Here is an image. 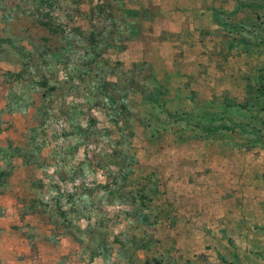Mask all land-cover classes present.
Returning a JSON list of instances; mask_svg holds the SVG:
<instances>
[{
  "label": "rangeland",
  "instance_id": "obj_1",
  "mask_svg": "<svg viewBox=\"0 0 264 264\" xmlns=\"http://www.w3.org/2000/svg\"><path fill=\"white\" fill-rule=\"evenodd\" d=\"M227 1L231 9L238 6L235 12L221 10ZM153 2L0 0V60L7 64L0 63V87L12 111L29 106L18 117L16 142H23L20 154L33 166L30 206L57 225L49 237L54 245L60 241L55 237L64 239L52 264L92 258L98 264H187L167 228L172 218L161 172L166 179L175 157L188 152L173 150L174 140L201 139L175 125L172 112L191 120L188 111L205 110L204 103L190 108L161 97L156 108L143 102L136 90L153 87L152 78L165 90L168 85L159 83L148 63L118 57L122 42L148 31L141 18L154 14ZM202 2L204 10L190 24L202 40L213 38L196 71L218 80L216 89L223 92V99L205 103L206 112L222 105L225 121L251 124L264 137V108L252 105L259 97L252 89L264 72V0ZM226 100L239 108L225 109ZM12 124L0 120V131ZM248 136L228 131L216 138ZM24 234L43 236L39 228ZM200 256V264H211Z\"/></svg>",
  "mask_w": 264,
  "mask_h": 264
},
{
  "label": "crops",
  "instance_id": "obj_2",
  "mask_svg": "<svg viewBox=\"0 0 264 264\" xmlns=\"http://www.w3.org/2000/svg\"><path fill=\"white\" fill-rule=\"evenodd\" d=\"M152 1L156 5L151 7L154 14L141 18L148 31L134 33L133 38L122 42L118 57H129V63H148L159 83L168 85L164 98L174 105L185 102L190 108L204 103L205 110H189L188 114L207 115L205 103L223 99V92L216 89L218 80L196 71L200 53L212 46L213 38L202 40L199 30L194 31L190 24L195 22L191 18L197 20L204 10L200 8L203 0ZM229 3L221 5L226 14L235 9ZM214 28L211 25L207 29L214 33ZM140 35L150 38L142 42ZM0 63L7 65L4 60ZM28 109L29 106L23 108L22 113L12 111L7 90L0 87V120L13 123L11 128L0 131V149L7 144L21 148L23 142H16V133L21 131L17 120ZM177 112L172 113H182ZM237 139L228 142L215 137L172 143L173 150L188 152L172 160L166 179L161 172L172 218L167 228L177 241L180 259L187 264H200L204 259L201 254L211 264H264V139L261 143L250 141L249 136L246 141ZM10 167L6 185L0 191V264H52L53 254L59 250L57 244L64 239L61 235L55 237L60 241L54 245L49 237L57 225L30 206L33 166L18 156L10 159ZM38 228L41 240L24 234L27 229ZM66 237L71 239V235ZM98 263L97 258L86 262Z\"/></svg>",
  "mask_w": 264,
  "mask_h": 264
},
{
  "label": "trees",
  "instance_id": "obj_3",
  "mask_svg": "<svg viewBox=\"0 0 264 264\" xmlns=\"http://www.w3.org/2000/svg\"><path fill=\"white\" fill-rule=\"evenodd\" d=\"M237 7L238 6H235L234 12L237 9ZM124 13L125 15L128 16L138 15L136 14V12H133L132 10L131 11L126 10ZM43 25L48 29L50 28L49 25H47L46 23ZM152 81L154 82V85L153 87L152 86L150 87L151 89L145 86L144 88L141 87L139 88V90L137 89L136 91L140 93L143 102L158 108L157 98L159 99L161 97L163 98L166 94V90L162 86L158 85L154 78H152ZM258 83L259 84H257V88L252 89V92L253 95L259 93L257 94L259 97L257 101H253L252 105L254 103L258 104V111L261 112L264 108V72L261 78H259ZM223 107L225 109L234 108V107L239 108L238 105H234L233 102L229 103L227 100L224 102ZM250 107L251 106L249 105L248 108ZM200 110L201 109H196L195 111H200ZM220 110H223L222 105L220 106V108L213 109L211 111V114H207L204 116L191 115V117H193L191 120L187 119L186 117L180 114L177 115L175 114L171 117H172V122L175 125L180 124L182 127H187L189 130L192 131V133H196L199 138L200 137L215 138L217 136H220V134L224 132L231 131V132H239L245 135H251L252 138H250V141L256 143L258 142L261 143V141L264 139V137L259 133L258 130L259 128L254 129L253 127L250 126L251 124H247V123L241 124L237 121L235 122L234 120L225 121ZM237 112L239 113V116H243V114L241 115V111H237ZM18 156L22 157L25 162L30 163L27 161L26 157L20 154L19 148L16 147L12 148L9 144H7L5 148L0 149V162L2 163L0 166V191L5 187L6 179L9 177L11 173L10 159L12 157H18Z\"/></svg>",
  "mask_w": 264,
  "mask_h": 264
}]
</instances>
